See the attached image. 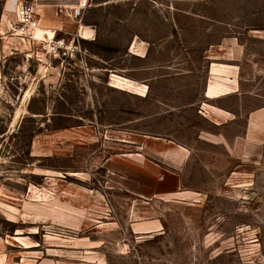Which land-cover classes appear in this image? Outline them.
Segmentation results:
<instances>
[{
  "label": "rangeland",
  "instance_id": "rangeland-1",
  "mask_svg": "<svg viewBox=\"0 0 264 264\" xmlns=\"http://www.w3.org/2000/svg\"><path fill=\"white\" fill-rule=\"evenodd\" d=\"M22 1L0 0V264H264V138L234 141L264 108V0L60 6L59 55ZM212 61L241 76L223 126Z\"/></svg>",
  "mask_w": 264,
  "mask_h": 264
},
{
  "label": "crops",
  "instance_id": "crops-1",
  "mask_svg": "<svg viewBox=\"0 0 264 264\" xmlns=\"http://www.w3.org/2000/svg\"><path fill=\"white\" fill-rule=\"evenodd\" d=\"M35 2L39 12L42 14L41 22H43V25L58 36L60 33L66 34L68 32L67 25L60 21L61 17L57 14L58 7L72 8L77 6L80 0H35ZM213 64L220 65L222 63L212 61L209 65V80L204 90V101L201 103L200 112L216 126H223L237 120L239 115L233 110L222 106L220 102L222 98L228 96L241 97L243 95L242 82L239 70L235 69L237 66L224 63L228 67L226 72L221 74L212 71ZM255 110L247 113L246 128L242 134L243 136H236L235 143L239 142L240 139L256 143L264 138V108ZM207 133L210 135V139L215 142L227 141L226 134L222 131H208ZM175 152H178L181 156H186L189 150L182 144H177ZM236 156H240V154L237 152Z\"/></svg>",
  "mask_w": 264,
  "mask_h": 264
},
{
  "label": "built area",
  "instance_id": "built-area-1",
  "mask_svg": "<svg viewBox=\"0 0 264 264\" xmlns=\"http://www.w3.org/2000/svg\"><path fill=\"white\" fill-rule=\"evenodd\" d=\"M88 0H80L79 4L72 8H65L67 12L72 9L71 15L76 17L82 16L85 9L88 7ZM63 11V9H61ZM17 17L22 25L23 30L34 31L36 28L41 26V18L39 16L38 7L34 2L22 1L17 8ZM44 40L46 41L47 48L54 53L59 55L62 50L68 48L67 41L64 37H58L54 32L53 36L46 34Z\"/></svg>",
  "mask_w": 264,
  "mask_h": 264
},
{
  "label": "bare ground",
  "instance_id": "bare-ground-1",
  "mask_svg": "<svg viewBox=\"0 0 264 264\" xmlns=\"http://www.w3.org/2000/svg\"><path fill=\"white\" fill-rule=\"evenodd\" d=\"M37 30H38V32L42 33V30H41V29L37 28ZM81 33H82V36H83L84 38H90V37H91V34H92V30L89 29L88 27H83V28L81 29ZM51 35H52V34H51ZM257 112H258V111H257Z\"/></svg>",
  "mask_w": 264,
  "mask_h": 264
}]
</instances>
